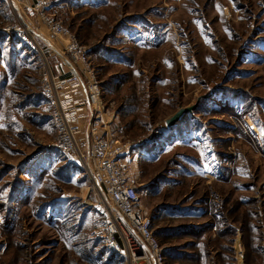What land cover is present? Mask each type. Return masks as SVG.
Here are the masks:
<instances>
[{
    "label": "rangeland",
    "instance_id": "1",
    "mask_svg": "<svg viewBox=\"0 0 264 264\" xmlns=\"http://www.w3.org/2000/svg\"><path fill=\"white\" fill-rule=\"evenodd\" d=\"M50 1L88 51L114 140L136 146L165 264H264V0ZM13 27L0 0V264H125L93 236L101 198L55 147L41 75L44 58L69 72L64 53Z\"/></svg>",
    "mask_w": 264,
    "mask_h": 264
},
{
    "label": "built area",
    "instance_id": "2",
    "mask_svg": "<svg viewBox=\"0 0 264 264\" xmlns=\"http://www.w3.org/2000/svg\"><path fill=\"white\" fill-rule=\"evenodd\" d=\"M10 4L13 28L23 43L41 55V42L62 51L65 65L73 68L63 72L60 64L53 69L44 58L41 91L54 123L55 147L84 170L101 198L106 220L93 232L94 238L125 264H165V250L141 204L136 146L117 142L110 133L101 84L88 51L51 15L50 0H10Z\"/></svg>",
    "mask_w": 264,
    "mask_h": 264
},
{
    "label": "water",
    "instance_id": "3",
    "mask_svg": "<svg viewBox=\"0 0 264 264\" xmlns=\"http://www.w3.org/2000/svg\"><path fill=\"white\" fill-rule=\"evenodd\" d=\"M196 108H197V104L190 107L180 108L173 116H171L166 121V126L168 128H173L181 120L182 117L193 113L196 110Z\"/></svg>",
    "mask_w": 264,
    "mask_h": 264
},
{
    "label": "crops",
    "instance_id": "4",
    "mask_svg": "<svg viewBox=\"0 0 264 264\" xmlns=\"http://www.w3.org/2000/svg\"><path fill=\"white\" fill-rule=\"evenodd\" d=\"M67 68H68V71H72L73 70V68L71 67V65L67 62Z\"/></svg>",
    "mask_w": 264,
    "mask_h": 264
},
{
    "label": "trees",
    "instance_id": "5",
    "mask_svg": "<svg viewBox=\"0 0 264 264\" xmlns=\"http://www.w3.org/2000/svg\"><path fill=\"white\" fill-rule=\"evenodd\" d=\"M195 111H196V110H195ZM195 111H194V112H195Z\"/></svg>",
    "mask_w": 264,
    "mask_h": 264
}]
</instances>
